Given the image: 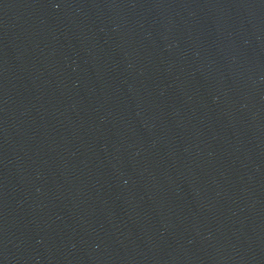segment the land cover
I'll return each instance as SVG.
<instances>
[{"label":"water","instance_id":"1","mask_svg":"<svg viewBox=\"0 0 264 264\" xmlns=\"http://www.w3.org/2000/svg\"><path fill=\"white\" fill-rule=\"evenodd\" d=\"M0 264H264V0H27Z\"/></svg>","mask_w":264,"mask_h":264}]
</instances>
